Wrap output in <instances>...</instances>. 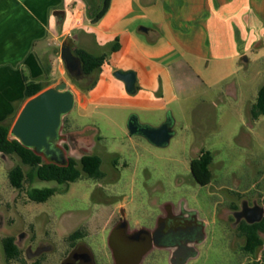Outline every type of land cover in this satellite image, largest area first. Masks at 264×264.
I'll return each mask as SVG.
<instances>
[{
    "label": "rangeland",
    "instance_id": "374dc122",
    "mask_svg": "<svg viewBox=\"0 0 264 264\" xmlns=\"http://www.w3.org/2000/svg\"><path fill=\"white\" fill-rule=\"evenodd\" d=\"M257 18L264 25V15ZM47 45L49 50L42 52L41 58L51 70L35 81L45 89L66 82L73 93L80 91L61 57L62 47H76L74 42L59 38L48 40ZM247 58L248 62L242 59L232 74L225 67L209 69L210 85L196 87L181 97L174 136L165 147L131 137L124 115L111 112L112 119L97 115L94 128L88 124L92 121L79 117L73 109L63 118L67 128L62 125L55 144L58 156L38 154L46 162L99 155L106 173L100 181L83 176L75 183L61 185L35 179L17 190L11 186L8 172L22 163L16 156L0 155V264L73 263L74 251L87 253L92 259L89 264H126L122 258L128 256V246L120 237L116 241L119 250L110 243L117 224L125 222L129 232L153 230L164 209L178 212L184 208L203 224V241L193 245L197 255L184 264H252L255 258L242 250L245 240L237 234L234 212L242 210L244 202L249 207H264V116L254 120L250 115L264 85V37ZM226 74L228 77L222 79ZM26 101L20 102L7 125L12 127ZM202 150L214 155L213 180L206 186L197 183L191 171L192 159ZM22 166L26 173L30 171ZM51 187L58 193L48 201L29 200L28 190ZM78 231L83 238L73 248L69 237ZM9 236L22 251L20 259H6L2 240ZM47 246L51 250L34 255ZM172 257V250L153 246L134 263L173 264Z\"/></svg>",
    "mask_w": 264,
    "mask_h": 264
},
{
    "label": "crops",
    "instance_id": "0c3cea01",
    "mask_svg": "<svg viewBox=\"0 0 264 264\" xmlns=\"http://www.w3.org/2000/svg\"><path fill=\"white\" fill-rule=\"evenodd\" d=\"M102 4L0 0V123L25 98L26 78L35 81L44 68L51 70L41 58L48 40L70 39L94 55L109 54L95 87L74 91V109L89 125L95 128L97 115L112 119L113 112L124 115L127 128L132 118L153 127L170 118L174 130L181 97L208 87L209 69L225 67L232 74L264 37L257 18L264 15L261 0H111L105 15L92 22L88 7L95 15ZM115 40L120 48L111 52ZM58 69L64 72L61 64ZM118 70L136 74L134 90L115 77Z\"/></svg>",
    "mask_w": 264,
    "mask_h": 264
},
{
    "label": "trees",
    "instance_id": "16d2710c",
    "mask_svg": "<svg viewBox=\"0 0 264 264\" xmlns=\"http://www.w3.org/2000/svg\"><path fill=\"white\" fill-rule=\"evenodd\" d=\"M110 1L103 0V7L95 15L93 7H88V15L92 22H97L105 15L109 9ZM70 47L80 59L85 77L82 81L72 80L80 91L87 92L97 84L98 75L103 65L108 61L109 54L94 55L85 49ZM119 48V40H116L110 51L115 52ZM48 72L49 69L44 68V73ZM44 89L45 87L42 83L26 78V99L37 95ZM250 115L254 120L264 116V85L259 89L256 102L250 107ZM63 128L66 129L67 125L64 124ZM10 130V125L0 123V155L16 156L20 159L22 165L30 168V171L26 173L23 166L18 165L8 172L10 184L14 189L23 190L27 180L32 182L35 179H39L67 185L81 180L83 176L95 181H100L106 177V173L102 170V158L99 155L85 154L79 161L73 157H69L66 160L62 157L57 162H46L43 156L13 138ZM213 161L214 155L208 150H202L200 155L191 161L192 175L196 182L202 186L209 185L213 180V171L211 169ZM56 193H58V190L55 187L33 188L27 191L29 200L36 203H44ZM236 231L245 240V244L242 247L244 253L255 258L252 264H264V219L255 224H248L243 221ZM81 238H83L82 233L80 231L75 232L69 237V245L71 247L75 246L76 242ZM2 243L7 261L20 259L22 251L16 244L14 237H5ZM259 254L261 256L258 258ZM36 264H41V262Z\"/></svg>",
    "mask_w": 264,
    "mask_h": 264
},
{
    "label": "water",
    "instance_id": "95a60500",
    "mask_svg": "<svg viewBox=\"0 0 264 264\" xmlns=\"http://www.w3.org/2000/svg\"><path fill=\"white\" fill-rule=\"evenodd\" d=\"M143 30L147 31L146 28H143ZM61 57L71 78L77 81L84 80L82 63L74 54L71 47L67 45L63 46ZM244 60L247 61V57ZM115 77L126 84L128 91L134 90L136 74L133 71L125 72L118 70L115 72ZM74 107L75 94L68 88L66 82H61L54 87L44 89L26 101L11 127L10 134L22 145L37 153L58 156L59 151L55 148V144L63 125V118ZM173 126V121L170 118L158 127L140 124L136 118H132L129 121L128 129L131 135H139L156 147H165L169 145L174 136ZM235 217L236 223H239L241 220H245L248 224L259 223L264 219V207L259 205L248 207L247 203H244L242 210L237 212ZM126 227L127 224L125 222L121 223L110 238V243L115 250L120 249H116V241L118 237L122 240V233ZM23 236L24 234H21L20 237L22 238ZM131 239H133L132 236L130 237ZM30 250L29 248L28 252ZM49 250H51V246L40 247L34 252V255L38 256L42 252ZM196 255V249L189 247L183 255L175 252L172 257V263L184 264ZM29 257L31 256L29 255ZM177 258H181L179 263L177 262ZM63 264L73 263L65 262Z\"/></svg>",
    "mask_w": 264,
    "mask_h": 264
},
{
    "label": "flooded vegetation",
    "instance_id": "af4514ba",
    "mask_svg": "<svg viewBox=\"0 0 264 264\" xmlns=\"http://www.w3.org/2000/svg\"><path fill=\"white\" fill-rule=\"evenodd\" d=\"M67 46L70 47V45ZM235 210L236 212H234V218L235 224L238 228L245 220H241L239 223H236L235 215L239 212V210ZM121 223L124 222L122 221L117 224V226L113 229L110 238ZM141 231L143 232L140 234ZM202 231L203 224L194 212L188 211L185 208L180 209L178 212L174 209H164L163 214H161L157 219L153 230L142 229L129 232L128 226L123 230L122 241H124L125 245L128 246L129 249L126 254V256H128L122 259L127 261L126 264H136L134 263V260L138 257L139 260L140 258H143L153 246L163 250H172V255L175 252L183 255L189 247H193L194 244L201 243L203 241ZM131 236L133 239L130 240ZM75 246H73V248ZM71 257L74 264H89L92 261L87 253L85 254L74 251ZM180 261L181 258H177V262L179 263Z\"/></svg>",
    "mask_w": 264,
    "mask_h": 264
}]
</instances>
